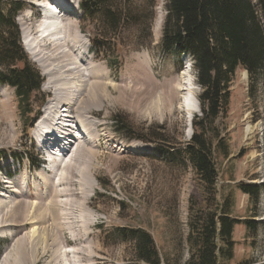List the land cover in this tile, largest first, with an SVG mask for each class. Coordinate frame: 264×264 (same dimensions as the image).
Listing matches in <instances>:
<instances>
[{
	"label": "rangeland",
	"instance_id": "1",
	"mask_svg": "<svg viewBox=\"0 0 264 264\" xmlns=\"http://www.w3.org/2000/svg\"><path fill=\"white\" fill-rule=\"evenodd\" d=\"M69 1L79 10L80 0ZM47 2L26 1L18 15L22 32L43 21L35 4L46 10ZM141 2L147 4L141 21L127 22L121 32L111 34L115 54L110 60L117 58L119 64L115 67L94 52L93 40L100 33L96 22L62 15L65 47L60 50L68 54L50 62L56 69L52 75L43 73L22 36L21 44L42 77L40 91L33 93L31 116L40 120L47 102L57 99L48 119L51 129L61 110L72 104L69 115L88 125L92 140H79L76 147L84 150L71 151L63 161L55 155L46 161L49 152L38 146L35 126L26 133L31 118L22 114L15 89L0 77V185L15 180L11 187L0 188V208L7 205L0 210V264H139L134 241L119 233L123 228L149 231L162 264H185L194 250L189 241L192 213L215 209L229 196L233 217L258 224L252 231L244 223L236 225L234 257L225 264L245 259L264 264V190L255 203L240 189L245 183L264 185V73L254 91L247 71L239 68L235 74L229 114L219 120L230 155L217 157L219 176L209 205L204 184L184 152L194 129L180 107L184 95L180 87L192 83L197 97L201 91L193 58L162 49L167 0ZM262 21L264 26V16ZM24 36L28 38L26 31ZM43 48L51 52L50 47ZM95 75L107 84L103 101L79 93V88L89 89L95 83ZM50 82L54 90L44 87ZM116 114L126 117L128 133L117 132ZM200 115L201 110L194 113ZM155 143L175 149L176 156L160 153ZM141 146L150 152H137ZM27 182L30 194L15 214L20 221L36 212L39 219L16 235L5 216L16 201L22 202L15 190ZM34 183L39 185L37 194Z\"/></svg>",
	"mask_w": 264,
	"mask_h": 264
},
{
	"label": "trees",
	"instance_id": "2",
	"mask_svg": "<svg viewBox=\"0 0 264 264\" xmlns=\"http://www.w3.org/2000/svg\"><path fill=\"white\" fill-rule=\"evenodd\" d=\"M26 1L0 0V75L4 83L15 89L22 114L31 118L26 129L28 134L35 119L31 116V101L33 93L41 89L42 77L21 44L17 17L26 8ZM81 7L82 21L96 22L100 31L93 40L94 52L103 56L111 67L118 66L117 58L110 60L115 54L111 34L121 32L128 26L127 22L139 23L147 4L141 0H81ZM166 8L162 49L169 54L179 51L191 55L196 81L201 87L198 95L201 115L193 118L194 133L184 152L204 184L210 205L219 176L217 157L230 155L219 120L229 114L235 74L239 68L247 71L254 91V85H258L264 73V0L258 3L254 0H167ZM113 119L120 134L131 130L126 117L116 114ZM155 145L160 153L176 156L175 149ZM240 189L257 203L264 185L245 183ZM231 208L229 196L215 209H196L192 213L189 241L194 250L185 264H225L233 259L236 225L244 223L252 231L258 223L251 218L233 217ZM119 233L124 240L134 241L139 264H162L149 231L123 228ZM239 264L254 262L245 259Z\"/></svg>",
	"mask_w": 264,
	"mask_h": 264
},
{
	"label": "bare ground",
	"instance_id": "3",
	"mask_svg": "<svg viewBox=\"0 0 264 264\" xmlns=\"http://www.w3.org/2000/svg\"><path fill=\"white\" fill-rule=\"evenodd\" d=\"M59 1L63 2L65 5L71 8L70 2L68 0H59ZM50 2L51 3L48 6L47 4L49 3V0L45 4L47 7L43 4V6H45V9H46L45 10L46 15H44L43 21L41 23H38L37 27L31 28L30 26H27L25 28V31L28 34V38H29V40L28 38H26V42H27L26 49L28 50V52H30L31 56L33 57L34 61L39 65V67L43 69L44 72L43 71L42 72L45 75H52L56 70L54 69V67L51 66L52 60H54L55 58H58L59 54L61 58H63L64 56L66 57L68 54L67 52L64 53V51L60 50L61 46L65 47V42L63 43L64 40L63 38L61 39V36H63V31H62L63 23L61 20L62 12L59 13L57 11V8L54 7L53 5L54 2H52L51 0ZM33 35H36V36H33ZM58 37H60V40H58ZM37 41H39L41 44L40 45L37 44ZM43 45L48 46V48L50 47L49 50L51 49V52L46 51L47 49L43 48ZM54 51H57V52H54ZM70 51L72 53L75 52L71 49ZM103 78L104 77L100 75L98 76L95 75V83L92 86H90L89 89H87V87L79 88V93L80 94L88 93L86 97L88 96L89 98H95L97 101H103L107 97V84L105 82V79ZM44 87L47 90H52L56 86L54 87L52 83L50 82ZM180 89L184 92V95L181 99L180 107L186 111L187 122L188 124H190L191 123L190 121L193 120L194 113L200 111L198 97L195 93V87L192 85V83L183 82ZM71 96L75 97L74 93H71ZM69 99H70V96H69ZM73 106L74 105L72 104H68V109H65V110L63 109V111L61 110L62 108H60L62 113H59V120L56 121L58 124H54L51 127V129L49 128L50 127L49 122H48V125H45L46 127H44V124H46V120L48 121L51 113L55 111L57 107V99L55 98L51 99L50 101L47 102V105L44 106L45 107L43 110L44 113H42V116H40L41 118L38 124H36L37 126L35 129V134L39 138L42 139V142L39 143V146L42 148V145H43V147H45V150L49 152V155H47V157L49 156L48 160H51L52 155H55V156L60 157L63 161L65 157H67L71 153V151L76 149L77 151L81 152L82 150H84L83 148L79 146L76 147V143L79 142V140L82 139L86 141V143H90V141L92 140L91 132L89 133L87 131L89 128L86 130L87 128L86 126L88 125L87 124L85 125L83 124V122L78 121L83 126V132H84V135L83 136L80 135L79 137L77 132H78V128L80 127L78 124L74 123L73 119L75 117L73 118L72 116L69 115L71 113V110L73 109ZM154 109L159 110L158 105H155ZM84 110L85 112H87L89 109L87 107H84ZM61 119H66L67 122L61 124L59 122ZM46 128H49V129H46ZM50 147H52L53 149H56L58 147V150L57 151L52 150ZM137 152L147 153V152H150V150H148V148L146 147L141 146ZM6 181H10V182H6ZM2 182H1L2 184L0 185V188L11 187L12 184H15V180L13 181L5 180ZM5 183L7 184L6 186H5ZM19 183L21 182L19 181ZM34 184H36L35 194H37L38 193L37 187L39 185L38 183H34ZM24 185L25 186L20 185V187H18V189L15 190L16 199L18 198L22 202L18 203V201H16V204H14V206L11 208V211L9 212V214L5 216L6 217L5 221L11 223L10 226H13V228L16 231L14 232L16 235L20 234V232L23 230L22 229L23 227L27 226L28 224L34 223V221H37L39 219V216H38L39 214L37 215L36 212H34L32 215L29 214V215L22 216L20 218V221H19V217H16L17 214H15V212H17L19 208L23 207V200L28 198V195L30 194L28 182L25 183ZM34 203L33 205L37 207L38 202L36 201ZM6 206L3 205V207H1L0 210H3V208H6Z\"/></svg>",
	"mask_w": 264,
	"mask_h": 264
},
{
	"label": "water",
	"instance_id": "4",
	"mask_svg": "<svg viewBox=\"0 0 264 264\" xmlns=\"http://www.w3.org/2000/svg\"><path fill=\"white\" fill-rule=\"evenodd\" d=\"M198 102H199V100H198Z\"/></svg>",
	"mask_w": 264,
	"mask_h": 264
}]
</instances>
